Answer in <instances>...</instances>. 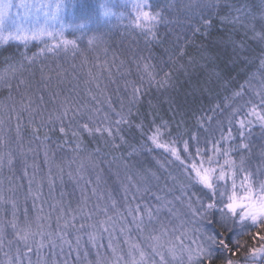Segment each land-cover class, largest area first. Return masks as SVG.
I'll list each match as a JSON object with an SVG mask.
<instances>
[{
  "label": "snow or ice",
  "instance_id": "1",
  "mask_svg": "<svg viewBox=\"0 0 264 264\" xmlns=\"http://www.w3.org/2000/svg\"><path fill=\"white\" fill-rule=\"evenodd\" d=\"M130 5L132 19L128 27L144 38L146 46L158 43V28L166 23L164 12L170 10L172 5H162L160 0H130ZM218 6L215 0L212 2L202 0L195 12L188 13L186 27L193 36L201 32V27H211L213 10ZM66 7L65 0H55L54 4L52 0H0V46L18 42V45L25 49L20 53L18 60H14L11 55L4 56L6 66L0 69V90L7 93L5 98L0 100V172L7 166L15 176L13 165L16 162L20 165L19 178L27 180L21 222L17 197L24 189V185L14 183L13 177H8L10 186L6 188L4 181L0 179V251L8 248V251L3 252L4 259H0V264H170V260L176 258L175 252L171 246L167 248V255L162 251L165 248L164 238L175 233L187 215L200 223L204 240L207 241L206 247L202 243L194 258V264H214L210 247L217 243L232 252V248L224 240H218L215 234L205 229V222L215 223L218 228L225 230H230L240 222L242 232L238 236L240 238L235 241L237 251L241 247L242 238L248 236L257 241L259 247H252L246 252L244 260L264 264V165L256 166L253 171L249 163L254 127L260 128V138L264 139V80H261L259 89L253 90L252 99L233 106L236 100L245 96V87L251 88L250 81L256 73L249 76L244 84L239 85V90L232 91L231 96L224 97V108L218 103L209 110L213 113L212 116L198 120L197 131L178 130L175 139L165 140V135H172L167 121L159 125L153 122V126L147 131L141 124L137 127L141 129V137L145 139L137 145H130L121 134V125L127 123L128 117L131 116V107L124 113V105L121 103V110L117 111L111 99L105 98L107 108L117 118L113 120L109 112H103L101 120V100L87 87L90 82L98 80L103 71H107L111 78L112 71L108 60L101 61L98 54L95 56V67L98 71L95 75L91 69L87 72L84 96L80 95L78 84L62 94L61 86L66 81V70L59 62L69 57L74 59L80 54L83 57L82 66L87 65L89 59L84 55L85 50L96 52L103 44V34H88L90 31L99 32V29L88 27L92 23L91 17L76 24L66 23L63 18ZM228 7L229 13L221 18V22L231 24L232 31L226 38L221 37V43L231 46L233 51L237 49L242 51L247 40L264 46V0H259L258 17L251 15L255 5H250L247 0L239 7L235 4ZM99 10L100 17L105 22L124 18L123 13L114 10L112 0H101ZM233 12L236 15H233ZM249 16L251 22L245 23ZM69 29L74 37L72 39L66 35ZM239 29H243V36L240 43H237L234 37L239 35ZM76 33L79 35L76 36ZM248 33H251V36ZM32 41H38L42 46L29 55L28 46ZM81 44L85 47H81ZM101 50L106 56L108 48L102 47ZM148 51V57L140 56L138 60H134L136 73L142 82L146 79L149 85L155 83L157 86H163L168 82L170 72H164L163 78L157 80L159 74L157 65L151 62L154 59L151 56V49L148 48ZM261 51L258 72L264 73V47ZM179 55L181 57L185 55L183 48H179ZM49 58L56 62V69H59L56 71L55 85L52 84L54 78L51 75L54 70L49 68L46 73L43 63ZM171 59L169 57V61L162 62L159 71H164L163 64L171 62ZM111 63L115 64V57ZM120 64L123 65L124 61H120ZM26 67L31 79L23 78ZM37 67L39 81L35 79L36 73L31 71ZM205 68L211 70V65H206ZM72 69V79L77 80L78 77L75 75L77 66L73 64ZM129 74L127 70L120 73L121 76ZM211 74L219 75L214 71H211ZM231 83V80L226 82L225 91ZM95 86L97 89L100 88L98 83ZM128 88H131L130 104L134 105L142 94V85L138 86L135 81L127 80L125 89ZM225 109H230L226 122L216 121L219 131L217 139L215 134H210L205 128L204 120L211 122L216 114L223 115ZM13 119L16 121L14 137L8 134ZM25 120L27 127L31 129L32 141L39 142L40 151L43 152V165L48 169L46 177L41 179H37V173L41 168L35 163L31 166V175L29 174L22 137V125ZM45 127L51 132L58 131L61 136L57 137V140H61L62 137V141L52 140L47 132L41 137L40 131ZM85 133L93 140L101 139L106 144L110 142L114 149L127 146L129 150L120 157L125 167H128L125 156L131 158L139 156L141 152L151 154L162 150L160 155L163 161L174 165L177 173L186 180V183L180 184V192L186 200H181V197L175 198L185 206L186 211L181 213L174 210V205L170 207L172 201L152 191L148 178L142 175L139 179L143 187L133 183L134 192L127 185L121 186L123 211L118 207L112 192L108 193V202H105L104 195L98 193L96 187H92L91 194L97 197L98 202L92 210H88L89 196L85 185H91L92 181L85 178V162L81 161L76 169V176L71 171L68 172L69 180L76 181L80 189V203L75 209L68 207L66 211L63 200H57L51 205V211L47 215L43 214L41 207L33 227L27 206L28 200H31V208L35 210L36 202L41 201L43 197L44 179L47 180L49 192L55 187L53 168L57 170L61 184L64 183L63 168L55 161L57 158L64 161L65 145L75 143V150H81ZM117 139L120 141L119 144L116 143ZM148 142L153 147H149ZM53 143L55 150L51 148ZM178 143L182 146L178 147ZM94 152L101 153V149L97 147ZM27 153H31L33 159L40 154L37 148L33 147H29ZM87 159L91 163V154ZM153 159L156 157L153 156ZM135 163L143 166L142 161ZM156 163L161 168L165 166L160 159H156ZM96 166L92 164V167ZM132 166L135 167V164ZM151 176L159 179L155 172H151ZM168 179L175 180L176 177L169 172ZM80 180H83L84 184H80ZM128 180L131 182L132 177L129 176ZM97 181L99 182V177ZM193 189L195 190L189 195L188 191ZM167 191L171 193L173 188H168ZM64 195L65 193L61 191V198ZM9 207L11 219H5ZM54 213L56 215L53 225ZM77 219L84 222L77 225ZM86 228L89 229L86 233L87 247L84 241ZM176 239L183 242L179 235ZM221 264L225 262L222 261ZM226 264L237 262L228 259Z\"/></svg>",
  "mask_w": 264,
  "mask_h": 264
},
{
  "label": "trees",
  "instance_id": "2",
  "mask_svg": "<svg viewBox=\"0 0 264 264\" xmlns=\"http://www.w3.org/2000/svg\"><path fill=\"white\" fill-rule=\"evenodd\" d=\"M54 1V0H53ZM101 0H65L67 7L73 8L75 14H80V9H88V15L81 16L77 21L70 22L71 24H76L92 18V23L88 25L90 29H99V32L90 31L88 34H103V44L96 49V52H89L85 50L84 55L88 56L89 63L82 66L83 57L80 54L73 59L71 57L61 60L59 63L61 67L66 70L65 84L61 86L62 94L68 89L73 88L74 85H79L78 91L81 96H84V81L88 79L87 72L89 69L95 75L98 71L95 67V56L98 54L101 61L108 60L109 68H111L112 76L109 78L107 71L101 72L100 78L95 82H90L87 87L90 88L94 95H97L98 99L101 100L102 112L100 114V119H103V112H109L110 117L114 120L115 117L110 110L107 108L105 103V98H110L113 107L117 110H121V103L124 105V113H127L129 107H131V116L128 117L127 123L121 125V134L124 136L125 140L130 145H137L141 142V129L137 125H143L145 131L155 125H159L164 121L169 124V129L172 132L171 136L165 135L164 139H175V134L179 130L180 132H194L197 131L198 120L202 117L212 116L213 113L209 111L216 104H220L221 108H224V97L231 96L232 91L239 90V85L244 84L245 80L248 79L253 73L255 76L250 81L251 88L245 87V96L242 99H238L234 102L233 106L243 103L247 99H252V92L255 89L260 88L261 80H264V73L258 72L259 68V58L262 54V47L259 44L252 43L250 40L244 42L243 50L237 49L233 51V48L229 45L221 43V37H227V34L232 31V25L227 23H222L221 18L227 16L229 13L228 5L235 4L239 7L241 4L245 3L246 0H215L219 5L213 10V19L211 27L203 28L201 27V32L192 35L191 31L186 27L188 23V13L195 12L202 0H160L162 5H172L170 10L164 12V18L166 23L159 26L157 37L158 43H152L151 45H145L144 38L131 27H128L130 20L132 19L130 0H112V5L114 10L118 13H123L124 18L122 20L112 19L105 22L100 17L99 4ZM212 2V0H210ZM55 1L53 2V4ZM250 5H255L252 10V16H259L260 7L259 0H247ZM233 15L236 13L233 12ZM207 19V17H205ZM231 19V17H229ZM251 22V16L245 19V23ZM66 23H69L66 21ZM69 39L74 38L71 30L66 32ZM79 33H76L78 36ZM251 36V33H248ZM243 36V29H239V35L234 38L237 43H240L241 37ZM186 41H188L186 43ZM42 46L38 41H32L28 46V54L31 55L32 52L38 50V47ZM81 47H85L81 44ZM102 47H107V55L101 50ZM148 48L151 49V56L154 59L151 60L153 64L157 65L158 75L157 80H160L164 76V72H170V78L168 82L163 86H157L155 83L149 85L145 79L143 82L136 73V64L134 60H138L140 56H149ZM179 48H183L185 55L182 57L179 55ZM25 49L22 45H18V42H10L9 45L0 46V69L5 67L4 56L11 55L14 60H18L20 53L24 52ZM115 57V64L111 63ZM171 57V62L163 64L164 71H159L162 62L169 61ZM245 58H247L245 60ZM120 61H124L121 65ZM235 61V63H233ZM250 62V63H249ZM45 65V72L49 68L53 69L52 73H56L59 69H56V62L49 58L43 61ZM77 66L75 75L78 77L77 80L72 79L73 69L72 65ZM211 65V70L205 68L206 65ZM19 67V65H17ZM119 68V72H117ZM128 71L130 74L127 76H121L120 73ZM31 71L36 73L35 79L39 81V71L37 68H32ZM214 71L216 74H211ZM24 79H31L29 76V70L26 67L23 71ZM127 80H133L138 86L142 85L143 91L139 99L135 104H130L129 93L131 88L125 89V83ZM229 80L232 81L228 85V90L225 91L224 85ZM55 81V79H53ZM52 81V84H53ZM96 83L100 85V88H96ZM56 84V83H55ZM53 84V85H55ZM7 95L6 91L0 90V100H3ZM19 99V97H17ZM255 102V101H254ZM96 107L95 104H93ZM51 109V105L49 106ZM230 109H225L224 114H216L215 118L208 122L207 119L204 120L205 128L208 129L210 134H215L216 138H219V131L216 127V121H225L227 119V114ZM47 115L45 114V119ZM15 126L16 121L13 119L10 125L9 135L15 136ZM179 126V128H177ZM258 127L253 128L252 141L255 137H258L260 132ZM48 133L52 140L56 142H61L57 140L61 134L56 132H51L47 127L42 128L40 131L41 137L45 133ZM31 129L27 127V121L25 120L24 125H22V137L24 150L27 155V164L29 166V174L32 173V165L35 163L39 165L41 171L37 173V179L46 177L47 167L43 165V152L40 151L39 142L32 141ZM255 135V136H254ZM187 138V136H185ZM106 139V137H105ZM84 144L81 150H75V143L70 145H65V158L61 161L59 158L56 159V163L60 164L63 168V180L64 183L61 184L60 179L57 177V170L53 168V180L55 182V187L49 192L47 185V180L44 179L43 186V197L41 201H37V209L31 208V200H28V208L30 212V219L33 221V227H35V217L40 214L39 209L43 208V214L47 215L51 211V205L57 200H63L65 210L68 207L75 209L81 200L80 189L77 187L76 181H71L68 178V172L71 171L74 176H76V169L81 163L85 162V178L91 180V185H85L88 189L89 201L87 208L92 210L93 206L98 202L97 197L92 196L91 189L96 187L98 193H102L105 197L106 193L110 191L113 183L122 182V177L127 170H137L142 172L143 170H151L150 172H155L160 177L159 182H163L162 178L171 169L173 170L174 165H169L166 161H163V157L160 155V151H154L151 154L147 152H141L139 156H133L131 158L124 157L128 161V167H125L124 161L120 157L124 152L129 149L127 146H123L120 149H114L111 147L110 142L105 143L104 140L96 139L93 140L86 133L83 134ZM116 143H120L117 139ZM149 147H153L150 142H148ZM178 147H181L178 143ZM203 146V145H201ZM29 147L37 148L40 152L39 156L33 159L31 153H27ZM99 147L101 153H95L94 149ZM51 148L55 150V144L51 145ZM75 150V151H74ZM51 155V152L49 153ZM91 154V163L88 162V156ZM160 159L164 162V168H161L156 159ZM75 158V159H74ZM74 160V162H73ZM136 161H142L141 164H136ZM92 164L97 165L92 167ZM135 164V167L132 165ZM13 168L15 170V176H13V171H10L7 166H5L0 172V179L4 181V186L9 187L8 177H13L14 183L23 184L24 189L19 192L18 200L20 207V220L23 221V208L25 206V193L27 189V180L20 179V165L14 162ZM175 169V168H174ZM166 173H164V172ZM177 172V171H176ZM176 174V173H175ZM99 177V182L97 181ZM182 179L186 182L182 175L178 174V179ZM167 182L169 188L175 186V183ZM80 184H84L83 180L79 181ZM174 189V187H172ZM157 189V187H154ZM189 192L191 193V191ZM63 191L65 193L64 197L61 198L60 193ZM164 192V191H162ZM105 202H108V198L105 197ZM56 213L53 214V225L54 217ZM102 218V217H100ZM5 219H11V210L9 207L8 213ZM77 219L76 223H82ZM208 225L209 233L215 234L218 240H224V242L232 248V252H229L220 244L212 245L211 254L213 256L214 264H221L228 259H233L237 264H252V260L245 261L244 255L252 247H259L257 241H253L250 237L244 236L242 238V243L239 251L235 247V241L240 238L238 237L242 232V225L239 227H231L230 230L220 229L215 223L206 222ZM10 231V230H9ZM89 229H85L86 234ZM255 231V229L253 230ZM11 239V236L8 237ZM246 242V243H244ZM8 251L5 247L3 251H0V259H4L3 252ZM33 256V260H35Z\"/></svg>",
  "mask_w": 264,
  "mask_h": 264
},
{
  "label": "rangeland",
  "instance_id": "3",
  "mask_svg": "<svg viewBox=\"0 0 264 264\" xmlns=\"http://www.w3.org/2000/svg\"><path fill=\"white\" fill-rule=\"evenodd\" d=\"M54 1L52 0V2H54ZM87 10L88 9L82 7L80 9V14L79 13L75 14V12L73 11L72 6L69 7V8L66 7L64 9V12H63V18H64L65 22L66 21H68L69 23L73 22V21L75 22V21L79 20L81 18V16H83V14L85 16L88 15L89 13H88ZM15 11H16V9L14 8L13 12H15ZM22 11L23 10H21V12ZM46 73H47V71H46ZM52 74L56 76V73H52ZM54 79H55V77H54ZM55 83H56V80L53 81V84H55ZM256 127H258V126H256ZM258 130H260L259 127H258ZM260 131H257V132H260ZM250 147H251V154H250L249 163H250V165L252 167V170L255 171L256 166L264 165V156H262V153H264V139L260 138V134H259L258 137H255L254 141H251ZM246 155H248V154L246 153ZM169 158H171V157H169ZM162 172H164V171H162ZM169 172H171V174L176 177L175 180L168 179ZM169 172L168 173L164 172V173H166V175L163 174V176H165V178H162L163 182L161 183V182H159L160 177L158 176L157 173H156V176L159 177L158 180L155 179L154 177H152L151 176V172L148 171V170H143L142 172H139V171H137L135 169L127 170L126 173H124L123 176H121L122 177V182L119 183V182L115 181L113 183L112 187L109 188L111 190L108 191V193L112 192L113 197L117 200L118 207H121V210L123 211V206H122L123 191L121 189V186L122 185H127L129 187V189L134 192L135 189L132 187L133 183H135L136 186H138V187H143V184L140 182L139 176L140 175L146 176L148 178L149 185H150L152 191L157 192L158 194L163 195L165 197V199L172 201V205H169V206L172 207L174 205V210H179L181 213H183V212L186 211L185 206H183L181 204V202L179 200H176L175 198L176 197H181V200H186V197L182 196V194L180 192V184L181 183H186V182L184 180H182L181 178L179 180H177L178 179V173L176 172V170L174 168H173V170L171 169ZM137 173H139V175ZM129 176L132 177V181L131 182L128 180ZM172 181H174L173 183H175V186H172V187H174V189L170 193V192L167 191V189L169 187H168V185L166 183L167 182H172ZM165 185L167 187H165ZM154 187H157V189H154ZM162 191H164V192H162ZM108 193H106V195H105V197H107V198H108ZM188 194L191 195V193L189 191H188ZM109 204H110V202H109ZM248 223H250V222H248ZM241 225L242 224L240 222H238L233 227H239ZM204 227L209 232L208 225H207L206 222L204 223ZM133 236H135V233H133ZM84 241H85V247H87V244H86L87 235L86 234L84 235ZM211 250H212V246L210 247V252H211Z\"/></svg>",
  "mask_w": 264,
  "mask_h": 264
},
{
  "label": "clouds",
  "instance_id": "4",
  "mask_svg": "<svg viewBox=\"0 0 264 264\" xmlns=\"http://www.w3.org/2000/svg\"><path fill=\"white\" fill-rule=\"evenodd\" d=\"M177 235L181 236L182 243L181 240L176 239ZM164 239L165 248L162 251L167 255V248L171 246L175 252L176 258L170 260V264H194V258L197 256L202 243L204 247L207 246L200 223L190 215L183 218V224L177 227L175 233H171ZM252 264H254L253 261Z\"/></svg>",
  "mask_w": 264,
  "mask_h": 264
}]
</instances>
